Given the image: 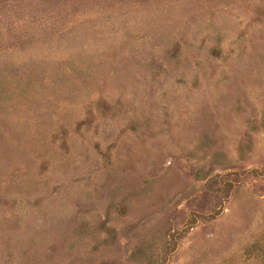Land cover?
Masks as SVG:
<instances>
[{"label":"rangeland","instance_id":"rangeland-1","mask_svg":"<svg viewBox=\"0 0 264 264\" xmlns=\"http://www.w3.org/2000/svg\"><path fill=\"white\" fill-rule=\"evenodd\" d=\"M0 264H264V0H0Z\"/></svg>","mask_w":264,"mask_h":264}]
</instances>
